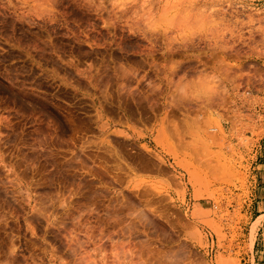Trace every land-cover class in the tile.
Returning <instances> with one entry per match:
<instances>
[{
    "label": "rangeland",
    "instance_id": "rangeland-1",
    "mask_svg": "<svg viewBox=\"0 0 264 264\" xmlns=\"http://www.w3.org/2000/svg\"><path fill=\"white\" fill-rule=\"evenodd\" d=\"M0 264H264V0H0Z\"/></svg>",
    "mask_w": 264,
    "mask_h": 264
}]
</instances>
